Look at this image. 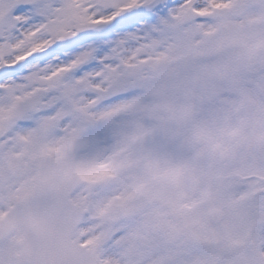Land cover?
Masks as SVG:
<instances>
[{
	"label": "snow or ice",
	"instance_id": "6c2138e0",
	"mask_svg": "<svg viewBox=\"0 0 264 264\" xmlns=\"http://www.w3.org/2000/svg\"><path fill=\"white\" fill-rule=\"evenodd\" d=\"M0 264H264V0H0Z\"/></svg>",
	"mask_w": 264,
	"mask_h": 264
}]
</instances>
